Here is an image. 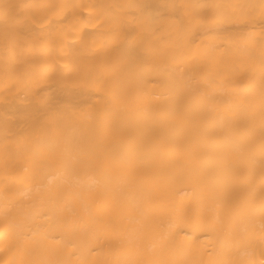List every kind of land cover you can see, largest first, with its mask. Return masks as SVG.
<instances>
[{
  "label": "bare ground",
  "instance_id": "6f19581e",
  "mask_svg": "<svg viewBox=\"0 0 264 264\" xmlns=\"http://www.w3.org/2000/svg\"><path fill=\"white\" fill-rule=\"evenodd\" d=\"M0 264H264V0H0Z\"/></svg>",
  "mask_w": 264,
  "mask_h": 264
}]
</instances>
